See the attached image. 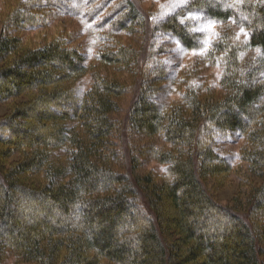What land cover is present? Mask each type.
Instances as JSON below:
<instances>
[{
    "label": "trees",
    "instance_id": "1",
    "mask_svg": "<svg viewBox=\"0 0 264 264\" xmlns=\"http://www.w3.org/2000/svg\"><path fill=\"white\" fill-rule=\"evenodd\" d=\"M195 12L226 26L204 57L223 67L224 95L190 87L173 105L148 103L150 76L163 81L165 68L151 69L152 56L144 60L118 37L152 29L199 50L203 35L188 18ZM62 17L86 19L103 44L92 60L74 44L75 33L43 31ZM260 22L264 0H190L155 26L137 0H7L0 17V263L15 256L28 264H264ZM234 26L249 34L247 43L236 41ZM252 49L259 55L245 65ZM89 73L92 85L81 94L79 81ZM126 77L142 85L125 127L167 143L141 149L129 175L119 170L121 127L113 119ZM216 130L246 143L247 193L229 204L214 194L235 171L211 146ZM147 157L167 165L165 173L139 174ZM99 178L107 184L99 186ZM41 210L46 219L31 225ZM55 210L74 219L52 225Z\"/></svg>",
    "mask_w": 264,
    "mask_h": 264
},
{
    "label": "rangeland",
    "instance_id": "2",
    "mask_svg": "<svg viewBox=\"0 0 264 264\" xmlns=\"http://www.w3.org/2000/svg\"><path fill=\"white\" fill-rule=\"evenodd\" d=\"M7 0H0V17L1 12L4 9V4ZM190 0H137L139 7L146 13L152 20V25H157L160 21H163L168 16L175 14L180 9L184 8ZM193 21L194 31H198L203 35L202 48L199 50H188L172 35L163 32H154L152 29L149 33L138 32L129 36L118 37L123 44L131 45L138 52L139 55L149 61L151 56L153 62L148 63L150 68L158 66L159 64L165 68L163 81L158 80V77L153 73L151 74L152 81L149 87V99L148 103H158L163 106H170L178 103L187 93L190 87L199 89L202 92L207 90L215 93V97L224 95L221 78L223 74V67L221 65L210 66L204 61L211 44L214 41H219L220 37L224 35L227 30L226 26L220 25L214 20L205 18L202 13H192L188 15ZM63 24H59V21L52 23V25L45 30L49 35H53L60 27H64L69 32L75 33L74 44L80 47L82 52L89 58L93 59L98 50L103 44L99 38L89 30L86 19L62 17ZM264 25L260 22L258 29H262ZM93 30V29H92ZM94 31V30H93ZM235 31L236 41L240 40L246 42L249 40V34L240 29L238 26L233 27ZM39 31L30 33L31 35L37 34ZM97 34V33H96ZM259 53L255 50H249L244 56V64L248 65L252 62ZM247 57V58H246ZM157 60V61H156ZM145 63V62H144ZM58 69L64 72L69 70L62 64L57 63L55 65ZM264 78V72L262 73ZM125 85L127 82V89L124 96L119 100L120 111L113 115V119L120 125V131L116 135L115 140L119 151L120 167L119 170L125 174L131 173L130 161L133 156L140 157V150L149 147H166L167 143L165 139L158 135L154 138H145L139 134H136L125 127V121L129 109L132 106L133 100L137 95V91L142 83L136 81V77L125 78ZM92 75L87 74L83 79L79 81L78 87L80 93L87 92L92 85ZM256 82V81H255ZM149 83V84H150ZM253 83V81L251 82ZM70 106L64 108V111L71 112ZM5 105L0 104V116L5 113ZM240 114V113H239ZM241 114V120L245 122L246 118ZM213 135V136H212ZM211 146L220 155L222 160L226 161L231 167L235 169L230 174L228 185L220 190H214L215 196L223 204H229L234 198L241 192V195H246L247 189L244 187L243 178L247 174L248 164L244 163L240 159L241 149L245 146V142L239 138L236 133L223 134L219 130L212 133ZM118 158V160H119ZM143 163L140 165L138 171L139 174H144L148 171H155L158 175H163L167 169V165L160 164L158 161L147 157L142 158ZM213 180V179H212ZM211 182V180H210ZM97 184L99 186L107 184L106 180L98 179ZM32 208L34 205H31ZM50 207V206H49ZM49 212L41 210L34 219L31 221V225L35 223L40 224L42 220L46 219L45 216ZM74 219L73 215L70 218L63 216L61 211H52L51 224L59 223L58 225H68ZM124 222L131 223L132 219L129 216H122ZM134 220H138L134 218ZM50 221V220H49ZM136 222V221H135ZM140 221L138 220V222ZM142 224V222H141ZM63 227V226H60ZM125 228H119L118 231H123ZM210 236V235H209ZM0 264H28L18 263L15 256H10L5 262Z\"/></svg>",
    "mask_w": 264,
    "mask_h": 264
}]
</instances>
